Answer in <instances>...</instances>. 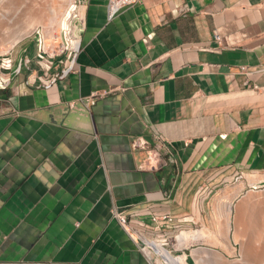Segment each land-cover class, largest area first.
Listing matches in <instances>:
<instances>
[{"label":"crops","instance_id":"crops-1","mask_svg":"<svg viewBox=\"0 0 264 264\" xmlns=\"http://www.w3.org/2000/svg\"><path fill=\"white\" fill-rule=\"evenodd\" d=\"M78 1L77 48L0 57V264H149L160 234L185 264L241 257L178 237L219 234L264 186V0Z\"/></svg>","mask_w":264,"mask_h":264},{"label":"bare ground","instance_id":"bare-ground-1","mask_svg":"<svg viewBox=\"0 0 264 264\" xmlns=\"http://www.w3.org/2000/svg\"><path fill=\"white\" fill-rule=\"evenodd\" d=\"M21 1L24 0H0V53L2 51L9 50L10 47L15 45L24 36L32 33L39 26L42 29H47V30L48 28H54V27L59 29V27L62 24V18L64 14L67 12L73 0H28V6L24 8V13H22L21 16L17 17L16 12L20 8L19 6L21 5ZM6 13L9 14L6 15ZM81 15H82V10L80 16ZM54 17H57L55 22H54L55 19L53 20ZM52 20L54 23L52 22ZM76 30L77 28L75 27L73 30V35L75 38L74 47L77 48L79 40L77 38ZM256 202L264 203V191L259 192L258 194L253 192L250 193L248 192V194L244 196L242 202L240 203L237 209L238 212L240 210V213L237 216L238 218L236 217V221H235L236 229L232 239L235 242L241 243L240 246L241 254H243V256H246V258L249 257L251 259L253 256H255V258L258 260V264H264V236L262 238L259 237V240H256V242L257 241L260 242L259 246H253L252 244L254 243L251 244V242L254 239L250 240L251 238H247L246 234L248 229H246L247 225L243 220L245 214L247 216V213H250L247 212L246 210L248 209L250 210V207L255 206ZM230 210L231 208L228 209V216L230 215ZM261 212L260 215L264 217V212L262 213ZM253 218L254 220L256 219L255 216ZM256 224L259 225V228L261 226H264V222H256ZM230 228L231 225L229 220V223L223 224L222 231H219L220 233L219 235H223L224 240L221 238L222 236L221 237L217 236L218 233H214L210 231V229H206V228H203L202 230L197 232L183 231L178 237V239H186V238L188 239V237L191 235H197L199 237L210 236V238H212V240L214 241L215 245H217L218 243L219 245L222 244V246L225 248V250L228 253L233 254L235 253L236 249L229 237ZM220 238L223 240V242L221 241ZM153 242H154V248L166 260H169L170 262L175 264H185V255L181 254L176 256L175 258H171L167 252V249L162 245L161 242L155 240ZM198 254H203V253L201 252ZM213 255L215 257L220 256V254L215 252V250H213ZM218 259L212 260V262L217 264L216 261ZM219 260H221L220 263L223 264L222 259ZM247 262H248V258L245 259V257H242L238 259L236 262L233 263L225 262L224 264H246ZM200 264H204V261H201Z\"/></svg>","mask_w":264,"mask_h":264},{"label":"rangeland","instance_id":"rangeland-1","mask_svg":"<svg viewBox=\"0 0 264 264\" xmlns=\"http://www.w3.org/2000/svg\"><path fill=\"white\" fill-rule=\"evenodd\" d=\"M26 6H28V0L21 1V5L19 6L21 9L19 8L17 10V12H16V16L17 17L21 16V14L24 13V8H26ZM81 10L82 9L80 8L79 1L78 0H73L72 3L69 6L67 12L64 14V16L62 18V24L59 27V29H57L56 27H54V28H48V30H47V29H42L39 26L32 33H30V34L24 36L22 39H20L15 45H13L12 47H10L9 50L2 51L0 53V57L1 56H5V55H9L10 52L13 51L15 48L19 47L22 43H24L25 41H28L29 39H32V38L37 39L38 41L43 42L44 46H47L48 48H52V46L54 44L55 47H56L55 49L58 51L59 48H61V41L65 39L64 37H66V34H69L68 38L70 39L71 44H73V47H74V45H75V41H74L75 38H74V35H73V30H74L75 27L78 28V26H79L78 23L80 22ZM7 14H9V13H6V15ZM56 19H57V17H54L53 18L54 22L56 21ZM53 20H52V22H53ZM49 29H51V30H49ZM69 31H70V33H69ZM42 39H43V41H42ZM31 46H33V45H31ZM56 50H55V52H56ZM49 51L51 52V50H49ZM55 52H51V53H55ZM263 191H264V186L261 185L260 187H258V189L256 191H252V192L258 194L259 192H263ZM247 194H248V192H247ZM244 196L242 197V199L240 200V202H238L236 204L237 206L240 205V203L242 202ZM237 206L234 207L235 208L234 209V213H233L234 220H233V215L231 216V219L233 220V224H231V228H230V231H229V237H230V239L232 241V244H234V247L236 249L235 250V253L230 254V253H228L225 250V248L222 246V244H221V246L224 248V250L229 255H237L238 256V254H239V256H241V257L230 258V259H227L226 260V259H223L222 257H219V256L218 257H215L213 255L212 256V258H213L212 260H215V259H218L219 258V259H222L223 264H224L225 263L224 260L226 262L233 263V262H236L238 259H240L242 257H245V259L248 258V260H249L246 264H258V260L255 258V256H253L252 259L249 258V257L246 258V256H243V254H241V247H240L241 246V243L240 242H235L232 239L233 238V235L235 233V229H236V226L234 224V221H235V218L240 213V210L238 212V210L236 209ZM255 206H258L257 209H250V210L248 209V210H246L247 212H250V213H247V216L248 217L245 214V217H243L244 218L243 220L245 221V223L247 225L246 226L247 227L246 229H248L247 230V234H246L247 238H251L250 240L254 239L251 242V244L254 243V244H252L253 246H259V243L260 242L259 241L256 242V240H259V237L262 238L264 236V226H261L259 228V225H257L256 222H264V217H262V215H260V212L261 211L264 212L263 211L264 210V208H263L264 207V203L256 202ZM231 211H230V215H231ZM252 216L253 217L255 216L256 219L254 220V218ZM222 229H223V224L221 226L220 231H222ZM219 234H217L218 237H220V236L223 237V235H219ZM208 238L210 239V242L212 243V245L215 244L214 241L212 240V238H210V236ZM217 245H219V243ZM217 245H214V246H217ZM183 255H185V254H183ZM219 259L216 261L217 264H221L220 263L221 260H219ZM204 264H207V263L204 262Z\"/></svg>","mask_w":264,"mask_h":264},{"label":"built area","instance_id":"built-area-1","mask_svg":"<svg viewBox=\"0 0 264 264\" xmlns=\"http://www.w3.org/2000/svg\"><path fill=\"white\" fill-rule=\"evenodd\" d=\"M140 1L141 0H107L106 7H107L109 14L114 15L120 9H122L126 6H132V5H134ZM80 23H81V20L78 23V25ZM214 37L217 40L220 39L219 35L216 32L214 33ZM48 49L49 48L47 46H44V44L42 42L41 46H40V52L41 53H44L47 55H55L56 54V53L49 52ZM59 50L62 51L63 48H61V49L59 48ZM69 69H70V66L68 68L62 69L60 71V73H56L55 76L52 78L51 82L47 86H50L52 83H54L56 81V79L63 78L69 72ZM241 71L242 72L246 71V67H241ZM110 91L111 90H107L105 92L104 91L103 92L92 91V93H90L89 95L84 96V97H80V101H81L82 106L79 108L80 109L87 108L88 106L94 104L95 101L99 97H101L104 94H107ZM69 107L76 108L75 103L70 102ZM154 139H155V146L153 148L151 156L153 157V159H155V161L153 163L154 165H152V166L153 167H160L166 161L163 157H161V155L159 153V149L164 146V140H163L161 135H155ZM112 213H113V216L118 220V222L124 227V229H128L127 215L124 213V211H120L118 208H115L112 210ZM152 219L156 220V217H152ZM158 241L161 242L163 246H165V245L170 243V237L168 235H165V234H160V236L158 237ZM140 250L144 253V255H146L148 257L149 264H175V263L170 262L169 260H166L163 256H161L157 252V250L154 248L153 243L142 244L140 246ZM167 252L171 258L176 257L175 255H172L171 252H169V251H167Z\"/></svg>","mask_w":264,"mask_h":264}]
</instances>
